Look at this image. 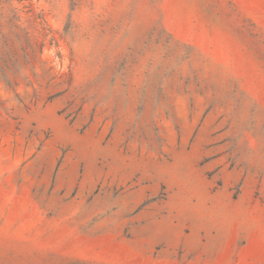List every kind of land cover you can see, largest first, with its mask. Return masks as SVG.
I'll list each match as a JSON object with an SVG mask.
<instances>
[{"label":"rangeland","instance_id":"obj_1","mask_svg":"<svg viewBox=\"0 0 264 264\" xmlns=\"http://www.w3.org/2000/svg\"><path fill=\"white\" fill-rule=\"evenodd\" d=\"M0 264H264V0H0Z\"/></svg>","mask_w":264,"mask_h":264}]
</instances>
